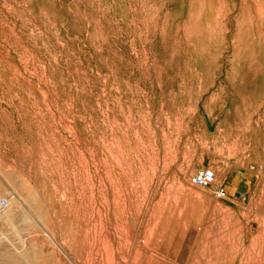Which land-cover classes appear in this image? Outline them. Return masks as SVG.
Returning <instances> with one entry per match:
<instances>
[{
  "label": "rangeland",
  "instance_id": "1",
  "mask_svg": "<svg viewBox=\"0 0 264 264\" xmlns=\"http://www.w3.org/2000/svg\"><path fill=\"white\" fill-rule=\"evenodd\" d=\"M0 197V264H264V0H0Z\"/></svg>",
  "mask_w": 264,
  "mask_h": 264
},
{
  "label": "built area",
  "instance_id": "2",
  "mask_svg": "<svg viewBox=\"0 0 264 264\" xmlns=\"http://www.w3.org/2000/svg\"><path fill=\"white\" fill-rule=\"evenodd\" d=\"M213 181V173L210 170H201L193 178V184L200 188H206ZM215 197L220 198L224 196L223 190H215ZM9 203L6 198L0 197V215L7 210Z\"/></svg>",
  "mask_w": 264,
  "mask_h": 264
}]
</instances>
